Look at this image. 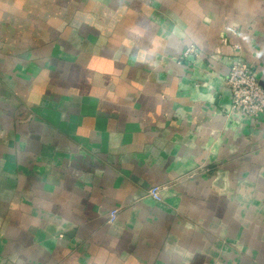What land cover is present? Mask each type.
Instances as JSON below:
<instances>
[{"label":"crops","instance_id":"obj_1","mask_svg":"<svg viewBox=\"0 0 264 264\" xmlns=\"http://www.w3.org/2000/svg\"><path fill=\"white\" fill-rule=\"evenodd\" d=\"M50 1L0 0V264H264V124L225 83L264 86V0Z\"/></svg>","mask_w":264,"mask_h":264},{"label":"built area","instance_id":"obj_2","mask_svg":"<svg viewBox=\"0 0 264 264\" xmlns=\"http://www.w3.org/2000/svg\"><path fill=\"white\" fill-rule=\"evenodd\" d=\"M240 48L239 44L233 45L234 51L238 52L237 55H240ZM192 55L196 59L202 56V52L196 45L189 44L183 49L179 61L188 60ZM225 83L231 93L230 115L243 114L264 124V86L252 67L241 56L232 59ZM161 190V186H153L148 193L155 200L161 201ZM117 212L113 210L110 213V222H114Z\"/></svg>","mask_w":264,"mask_h":264},{"label":"rangeland","instance_id":"obj_3","mask_svg":"<svg viewBox=\"0 0 264 264\" xmlns=\"http://www.w3.org/2000/svg\"><path fill=\"white\" fill-rule=\"evenodd\" d=\"M64 1H65V0H64ZM52 2H53L52 0H51L50 2H47V6L50 7V5L52 4ZM2 3H3V2H2ZM64 3H65V2H64ZM3 5L5 6V3H3ZM52 5H53V4H52ZM51 7H52V6H51ZM52 9H54V8L52 7ZM0 10H1V7H0ZM0 13H4L3 10H1Z\"/></svg>","mask_w":264,"mask_h":264}]
</instances>
